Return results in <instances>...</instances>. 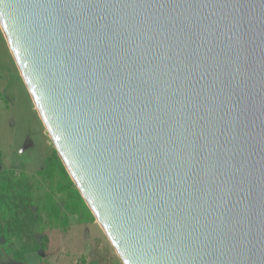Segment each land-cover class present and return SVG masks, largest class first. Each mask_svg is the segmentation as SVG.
<instances>
[{
	"label": "water",
	"instance_id": "water-1",
	"mask_svg": "<svg viewBox=\"0 0 264 264\" xmlns=\"http://www.w3.org/2000/svg\"><path fill=\"white\" fill-rule=\"evenodd\" d=\"M0 29L123 264H264V0H0Z\"/></svg>",
	"mask_w": 264,
	"mask_h": 264
},
{
	"label": "rangeland",
	"instance_id": "rangeland-1",
	"mask_svg": "<svg viewBox=\"0 0 264 264\" xmlns=\"http://www.w3.org/2000/svg\"><path fill=\"white\" fill-rule=\"evenodd\" d=\"M10 54L0 29V172L13 178L24 174L35 191L31 208L41 213L39 202L49 185L36 172L53 145ZM54 199L62 208L64 195ZM66 219L65 226H52L44 218L34 227L37 240L46 236L45 248L24 263L13 261L6 251L12 241L0 237V264H123L92 214L67 213Z\"/></svg>",
	"mask_w": 264,
	"mask_h": 264
},
{
	"label": "trees",
	"instance_id": "trees-1",
	"mask_svg": "<svg viewBox=\"0 0 264 264\" xmlns=\"http://www.w3.org/2000/svg\"><path fill=\"white\" fill-rule=\"evenodd\" d=\"M36 174L47 179L49 185L39 202L43 215L31 208L35 191L26 176L13 178L0 172V237L5 243L12 241L6 251L18 263L26 262L28 255L45 248L46 236L37 240L32 231L44 218L50 225L59 227L65 226L67 213L91 215L54 148L46 154ZM58 193L65 197L62 208L54 201Z\"/></svg>",
	"mask_w": 264,
	"mask_h": 264
}]
</instances>
